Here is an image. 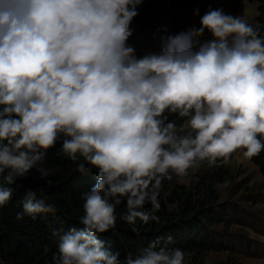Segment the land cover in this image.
<instances>
[{"label": "clouds", "instance_id": "clouds-1", "mask_svg": "<svg viewBox=\"0 0 264 264\" xmlns=\"http://www.w3.org/2000/svg\"><path fill=\"white\" fill-rule=\"evenodd\" d=\"M140 3L0 0V176L14 184L61 137L68 158L79 156L96 170L82 196L84 230L60 236L55 264H117L119 253L97 234L115 228L121 198L125 222L159 223L164 178L227 161L237 150L249 159L264 152L260 30L243 16L209 9L194 33L170 37L159 54L138 57L128 40ZM193 34L200 37L195 47ZM168 115L187 127L181 130ZM84 169L77 164L78 172ZM12 196L13 188L0 183V207ZM26 196L29 216L56 211L34 192ZM146 198L151 211H137ZM184 261L181 249L156 243L126 256V264Z\"/></svg>", "mask_w": 264, "mask_h": 264}, {"label": "trees", "instance_id": "trees-1", "mask_svg": "<svg viewBox=\"0 0 264 264\" xmlns=\"http://www.w3.org/2000/svg\"><path fill=\"white\" fill-rule=\"evenodd\" d=\"M249 1L259 4L256 23L250 24L264 36V0ZM209 9H215L213 0H142L136 6L138 15L131 21L133 34L128 41L142 49L167 45L170 37L182 32L194 33L200 17ZM192 39L195 47L200 37L193 34ZM168 121L183 130L185 123L178 116L168 115ZM64 138L61 137L47 154H43V150L38 152L41 158L36 167L24 177H16L14 184L7 185L0 176V183L13 188L10 202L0 207V264H55L53 256L58 253L60 236L69 234L72 229L84 230L79 222L83 215L82 196L94 185L96 170L79 156L76 162L68 158L61 150ZM251 160L264 176V152ZM79 163H85L83 172L76 170ZM212 167L218 169L210 171ZM38 169L48 175H42ZM191 176L195 180L189 190H179L183 186L178 185L177 180L183 177L172 175L171 179L162 180L158 197L160 208L156 212L159 223H143L139 219L134 224L125 222L121 214L127 211L126 198H121V203L116 204L115 228L103 235L97 234L108 251L113 255L119 253L117 264H126L128 253L135 255L151 243H156L157 248H178L184 253H204L217 245L212 227L226 224L232 212L229 207L216 202L215 186L226 180L227 170L219 161L211 165L205 162L195 170L190 169L187 177ZM168 188L171 202L177 204L175 209H170L162 198L161 192ZM29 191L35 193L36 201L54 204L56 211L37 213L34 218L29 216L23 207ZM152 191L149 188V195ZM111 202L116 203L115 199ZM151 207L146 198L143 209L136 210L151 211ZM18 213L23 219H17Z\"/></svg>", "mask_w": 264, "mask_h": 264}, {"label": "rangeland", "instance_id": "rangeland-1", "mask_svg": "<svg viewBox=\"0 0 264 264\" xmlns=\"http://www.w3.org/2000/svg\"><path fill=\"white\" fill-rule=\"evenodd\" d=\"M214 8L225 13L243 16L249 23H256L259 4L249 0H213ZM136 49L135 55L143 57L159 54L166 45ZM187 127L186 123L183 126ZM227 170V178L216 184V202L229 207L231 214L226 224L213 226L217 245L208 252L184 253V264H264V176L258 166L237 150L227 161L218 160ZM217 167L210 168L216 171ZM194 177L177 180L179 190H189ZM172 186V185H171ZM170 186V188H171ZM170 188L161 192L170 209L176 208L169 198ZM177 188V187H176ZM222 245V246H220Z\"/></svg>", "mask_w": 264, "mask_h": 264}]
</instances>
